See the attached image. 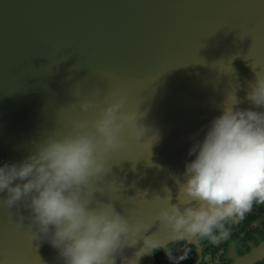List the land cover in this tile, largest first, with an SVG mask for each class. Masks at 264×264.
Returning <instances> with one entry per match:
<instances>
[{"label": "water", "instance_id": "water-1", "mask_svg": "<svg viewBox=\"0 0 264 264\" xmlns=\"http://www.w3.org/2000/svg\"><path fill=\"white\" fill-rule=\"evenodd\" d=\"M264 74V0H0V163L25 157L35 142L93 120L111 90L125 111L156 131L129 129L107 154L110 170L83 190L111 200L130 223L151 225L125 246L134 258L144 236L159 245L178 234L155 219L179 191L196 132L232 94L239 107L250 81ZM92 106L81 110L80 102ZM167 189V190H166ZM0 192V264H62L31 233L26 207L9 209ZM153 264V251L137 258Z\"/></svg>", "mask_w": 264, "mask_h": 264}, {"label": "clouds", "instance_id": "clouds-1", "mask_svg": "<svg viewBox=\"0 0 264 264\" xmlns=\"http://www.w3.org/2000/svg\"><path fill=\"white\" fill-rule=\"evenodd\" d=\"M246 98L250 107L236 106L235 95L229 96L203 134H193L191 159L179 181L186 199L169 200L155 216L174 232L213 236L227 218L243 216L254 200L264 202V74L249 82ZM105 99L95 119L74 120L71 131L39 139L22 159L0 163L3 205L22 203L31 233L56 249L62 264H117L124 247L134 246L137 233L151 226L130 223L111 200L93 203L83 195L110 170L107 154L124 142L126 129L139 138L149 132L151 141L157 138L139 122L142 113L123 110L125 97L118 90ZM92 104L83 100L79 106L87 111ZM157 247L153 236H144L134 258L122 257L121 264H138V257Z\"/></svg>", "mask_w": 264, "mask_h": 264}, {"label": "flooded vegetation", "instance_id": "flooded-vegetation-1", "mask_svg": "<svg viewBox=\"0 0 264 264\" xmlns=\"http://www.w3.org/2000/svg\"><path fill=\"white\" fill-rule=\"evenodd\" d=\"M213 236L178 237L159 245L153 264H174L168 252L176 264H264V202L254 200L243 216L227 218Z\"/></svg>", "mask_w": 264, "mask_h": 264}]
</instances>
